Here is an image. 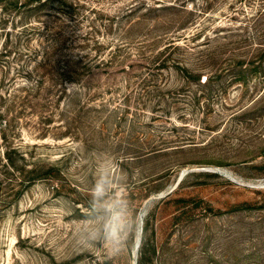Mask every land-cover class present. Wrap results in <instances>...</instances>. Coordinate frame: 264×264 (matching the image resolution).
Returning <instances> with one entry per match:
<instances>
[{
  "label": "rangeland",
  "instance_id": "1",
  "mask_svg": "<svg viewBox=\"0 0 264 264\" xmlns=\"http://www.w3.org/2000/svg\"><path fill=\"white\" fill-rule=\"evenodd\" d=\"M144 1L67 0L73 14L56 2L17 21L10 16L6 54L7 31L0 28V69L14 76L22 64L32 61L35 68L26 45L25 30L31 26L40 30L31 36L35 48L50 45L51 34L60 32L78 45L127 44L128 11ZM262 1L222 0L211 10L214 26H221L228 44L225 57L232 58L235 39L264 42ZM242 43L236 53L245 50ZM80 48L89 51L87 45ZM207 74L185 83L179 104L169 110L147 104L120 119L125 107L118 91L106 111L114 115L85 121L77 132L69 131L59 115L45 131L28 113L7 129V139L0 130V264H140L141 258L145 264H264V70L249 74L246 82L232 71ZM182 81L173 71L167 85L175 88ZM115 82L98 73L86 84L102 91ZM202 91L205 97L197 102ZM109 96L97 98L98 106ZM135 112L144 123L137 127L140 139L130 145ZM155 141L163 150L138 152L137 146L148 148ZM177 144L183 148H175ZM9 147H19L27 163H58L57 177L38 180L17 197L14 177L20 174L6 166ZM105 167L123 182L113 188L132 210L130 236L118 255L78 239L89 225L99 224V213L90 212V189ZM146 222L149 244L142 254L138 240Z\"/></svg>",
  "mask_w": 264,
  "mask_h": 264
},
{
  "label": "trees",
  "instance_id": "2",
  "mask_svg": "<svg viewBox=\"0 0 264 264\" xmlns=\"http://www.w3.org/2000/svg\"><path fill=\"white\" fill-rule=\"evenodd\" d=\"M221 1L193 0L191 3L189 0L144 1L128 11L130 23L127 27L129 34L127 44L108 43L107 47L102 41L84 42L89 51L86 48L80 50V47L86 45H78L76 41H69L68 38L60 36L62 32L51 34L50 45L42 48L32 47V33L35 34L37 31L40 33V30L35 26L27 28L26 45L33 54L30 57L37 65L32 69V61L29 65L22 64L14 76L3 68L0 69V130L4 134V139H7V129L13 126L18 117L26 113L37 118L36 126L45 131L55 122V116L59 115L63 117L69 131L74 129L77 132L85 121L93 123L94 118L101 120L113 116L112 110L106 111L112 104L111 101L118 97L116 94L118 91L123 93L125 107L120 119L127 120L125 116L131 114V110L137 109L138 106L154 104L155 107H165L168 110L173 108L184 95L182 94L186 90L184 84L208 78L209 71H213L217 76L223 71H232L246 82L245 78L249 74L264 70V42L249 43V38L245 37L242 43L241 40L235 39L232 42L234 43L232 58L225 57L228 44L221 35V26H214L216 14L211 15V10ZM56 2L66 7L65 12L73 14L70 10L72 6L67 4V0H0V10L3 12L0 17L2 25L0 28L7 31L6 47L2 54L9 52L8 35L12 28L6 24L10 16L16 17L13 20L17 21L26 12L39 11L42 7ZM195 2H198V7ZM262 2L264 3V0ZM199 19L201 22L197 23ZM17 38L19 40L21 35ZM240 43L245 50L236 53L235 50ZM106 47L111 49L103 53L102 50L107 49ZM92 50L96 54L93 55ZM133 50H136L137 55L133 56ZM97 53L99 57L101 54L104 55L97 58ZM18 55V58H24L23 52L20 51ZM92 57L96 58L93 60ZM173 71L183 80L175 88L168 86L169 73ZM98 73L116 80L114 86L101 91L86 84L90 76ZM80 87H83V91ZM4 90L7 91L6 94ZM107 93L112 99L108 102L103 101L101 106H98L97 98L104 97ZM203 97L204 91L195 96L197 102ZM132 103L134 105H131ZM132 115L134 119L133 121L131 119V127L136 129L130 136V145H134L140 139V130L137 127L141 128L139 124L144 123L137 112ZM147 136L151 138L152 134L148 132ZM161 140L165 144L168 142L165 137ZM157 146L155 141L148 148L142 145L137 147L140 148L138 152L147 150L144 153L146 155L163 150ZM182 146L183 144H177L175 148H183ZM5 159L6 166L14 173L20 174L14 177L17 197L38 180L56 178L59 170L58 163L50 164L45 161L27 163L29 160L19 147H9L5 151ZM178 218L180 220V217ZM147 233L148 222L143 226L139 246L142 254L146 252L149 244ZM156 249L154 247V251ZM139 263L145 264L144 259L141 258Z\"/></svg>",
  "mask_w": 264,
  "mask_h": 264
},
{
  "label": "clouds",
  "instance_id": "3",
  "mask_svg": "<svg viewBox=\"0 0 264 264\" xmlns=\"http://www.w3.org/2000/svg\"><path fill=\"white\" fill-rule=\"evenodd\" d=\"M118 182L110 168H103L90 189V212L99 213V224L89 225L78 234L86 245H102L110 254L122 252L130 236L129 213L132 211L127 198L113 184Z\"/></svg>",
  "mask_w": 264,
  "mask_h": 264
},
{
  "label": "water",
  "instance_id": "4",
  "mask_svg": "<svg viewBox=\"0 0 264 264\" xmlns=\"http://www.w3.org/2000/svg\"><path fill=\"white\" fill-rule=\"evenodd\" d=\"M143 221V220H142ZM141 243V237H139V240H138V245Z\"/></svg>",
  "mask_w": 264,
  "mask_h": 264
}]
</instances>
